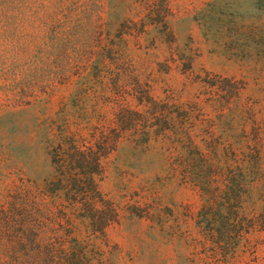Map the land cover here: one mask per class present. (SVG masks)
<instances>
[{
	"label": "trees",
	"instance_id": "trees-1",
	"mask_svg": "<svg viewBox=\"0 0 264 264\" xmlns=\"http://www.w3.org/2000/svg\"><path fill=\"white\" fill-rule=\"evenodd\" d=\"M159 14L150 0L131 23L144 33ZM162 16L170 34L168 7ZM146 51L100 40L81 68L86 91L52 103L29 136L0 143V264H116L108 232L121 218L144 221L177 264H255L264 254L262 93L247 94L244 77L194 73L172 49L157 71L175 68L179 88L155 96L166 79L146 72ZM108 175L119 202L100 189ZM170 184L197 205L174 204Z\"/></svg>",
	"mask_w": 264,
	"mask_h": 264
},
{
	"label": "rangeland",
	"instance_id": "rangeland-1",
	"mask_svg": "<svg viewBox=\"0 0 264 264\" xmlns=\"http://www.w3.org/2000/svg\"><path fill=\"white\" fill-rule=\"evenodd\" d=\"M158 5L159 24L147 26L143 33L131 17L143 15L150 0H0L2 147L11 136H29L34 120H47L51 104L60 97L77 87L86 91L87 86L79 84L83 62L104 39L122 38L133 49L139 44L147 49L149 56H142L146 72L166 79V85L153 86L155 96L165 86L179 88L182 77L175 68L168 74L157 71L162 70L157 63L167 61L174 49L178 57L192 60L194 73L244 77L245 92L260 91L264 97V0H158ZM166 7L171 12L170 34L165 33L162 16ZM203 15L204 24L199 19ZM33 152L42 158L40 150ZM100 189L114 202L121 200L111 175ZM165 192L174 204L197 205L172 184ZM259 210L258 205L253 208ZM108 238L117 246L116 264H177L173 253L148 235L144 221L121 218ZM258 257L255 264H264V254Z\"/></svg>",
	"mask_w": 264,
	"mask_h": 264
}]
</instances>
